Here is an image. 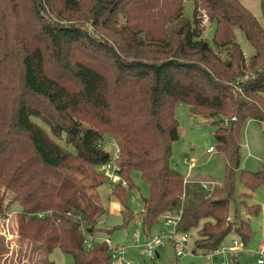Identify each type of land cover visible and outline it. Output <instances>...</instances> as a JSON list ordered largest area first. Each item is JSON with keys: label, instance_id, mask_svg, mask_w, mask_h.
<instances>
[{"label": "trees", "instance_id": "trees-1", "mask_svg": "<svg viewBox=\"0 0 264 264\" xmlns=\"http://www.w3.org/2000/svg\"><path fill=\"white\" fill-rule=\"evenodd\" d=\"M184 1L0 0V216L20 205L19 240L45 255L58 248L69 264L112 263L94 235L103 210L84 191L106 181V136L118 152L110 194L122 206L121 226L132 215L130 173L139 170L149 187L144 233L177 212V232L198 228L192 253L214 251L228 234L250 238L247 220L228 218L236 177L244 214L261 211L246 200L264 185V164L241 169L239 146L247 120L264 131V30L240 0H190V17ZM212 22L210 45L202 32ZM235 29L253 48L247 57ZM183 102L222 121L213 132L225 156L222 185L201 189L169 166Z\"/></svg>", "mask_w": 264, "mask_h": 264}, {"label": "rangeland", "instance_id": "rangeland-1", "mask_svg": "<svg viewBox=\"0 0 264 264\" xmlns=\"http://www.w3.org/2000/svg\"><path fill=\"white\" fill-rule=\"evenodd\" d=\"M240 2L248 8L264 30V0H240ZM184 10L186 16L190 17L193 10L190 0L184 1ZM214 29V22L207 23L202 32V37L210 45H212ZM235 37L243 53L249 56L253 48L239 29H235ZM174 115L178 122L179 138L172 143L169 166L184 179L198 181L200 187L201 183H206L207 187H202L205 190L212 188V184L207 182L222 185L224 183L225 156L215 148L213 133L218 125H222L220 118L196 116L185 102L176 105ZM36 122L51 133L50 128L43 122ZM240 132V168L260 169L264 164V131H262V125L258 121L250 119L245 122ZM57 141L65 145L63 139L58 138ZM209 146L214 147L215 150L208 151ZM65 147L70 151L72 150L71 146ZM103 150L108 152L110 156V160L103 166L109 168L107 174L105 173L106 181L96 189L91 188L90 190L86 187L84 191L90 197L92 195L91 198L103 210L99 217L98 227L94 229V235L97 240L109 239L114 248L122 247L123 252L118 257L122 258L123 264H219L220 262H224V264H258L257 260L260 258L257 253L258 246L264 242V185L255 189L246 200L248 204H258L260 213L257 216L250 215L247 217L242 211L243 207L240 204L239 195L244 191L246 192V189L239 179L235 178V199L230 202L228 219L236 221L245 219L250 223L252 229L250 238L246 242H243L236 234H228L223 239L220 248L234 246L232 240L236 239L238 246L235 251L219 255L211 252L203 254L200 251L192 253L194 241L198 236V228H193L186 233L188 234L186 244L190 254L176 256L173 245L164 240L163 244L153 249L154 257L151 258L147 256L144 244L150 237L156 236L162 231L167 232L169 229L165 226L162 217L149 233H144L141 229V211L144 199L149 194V187L147 182L142 179L139 170L130 173L134 187L129 189L128 207L132 215L121 226L124 222L120 213L122 206L110 194L112 186L119 180L118 173H116L118 168L113 161L117 151L114 142L107 136L103 142ZM81 183L87 185L85 181ZM206 194L211 197L210 192ZM20 210V205L13 202L8 209V215L0 217V264H46V261H52L54 264H69L72 261L71 255L60 251L58 248L45 255L41 245L19 240L16 213ZM136 234H138L137 242H135ZM182 235V233L176 232L174 238L180 239ZM112 262L119 264L117 258H112Z\"/></svg>", "mask_w": 264, "mask_h": 264}, {"label": "built area", "instance_id": "built-area-1", "mask_svg": "<svg viewBox=\"0 0 264 264\" xmlns=\"http://www.w3.org/2000/svg\"><path fill=\"white\" fill-rule=\"evenodd\" d=\"M202 20L203 22H206L207 17L205 14L202 15ZM248 55H244V57H247ZM238 90H240L237 87ZM209 151H213L214 149L212 147L208 148ZM115 157H118V152L116 153ZM103 171L104 173L107 174V172L109 171L108 167H103ZM111 176V174H110ZM208 184H212L211 186L213 187L214 184L213 182H207ZM202 187H207L206 183H201V188ZM38 216L40 217L41 214H38ZM1 217V216H0ZM179 213L177 212H171V213H166L162 216L163 220H164V224L165 226L169 229L167 232L162 231L161 233H159L156 236L150 237L148 239V241L144 244V248H145V252L147 254V256L153 258L154 257V253H153V249L156 248V246L158 247L159 245L163 244L164 240L169 241L174 249H175V253L176 256H181V255H187L190 254V252L188 251V247H187V238H188V234L186 233H182V237L180 239H175L174 235L177 232V228L176 225L179 221ZM104 245L107 247V250L111 252V256L112 258H117V262H119V264H123L122 262V258L118 257L119 255L122 254L123 250L122 247L121 248H114L113 246H111V242L109 239L104 238L102 239ZM138 241V234L135 235V242ZM232 243L234 246L228 247V248H217L214 251H212V254L215 255H219V254H224V253H231L233 251H235V249L238 246V243L235 240H232ZM89 242L86 243L87 246H89ZM258 255L260 256V258L257 260L258 264H264V242L259 244L258 246V250H257ZM112 262V259H111ZM113 264V262L111 263ZM219 264H224V262H220Z\"/></svg>", "mask_w": 264, "mask_h": 264}, {"label": "crops", "instance_id": "crops-1", "mask_svg": "<svg viewBox=\"0 0 264 264\" xmlns=\"http://www.w3.org/2000/svg\"><path fill=\"white\" fill-rule=\"evenodd\" d=\"M252 120H253V119H252ZM256 121H257V120H256ZM259 123H260V122H259ZM260 124H261V123H260ZM209 147H210V146H209ZM209 147H208V148H209ZM208 148H207V150L209 151ZM213 151H214V150H213ZM185 180H187V181H191V179H188V178H185ZM192 181H195V180H192ZM196 182H198V181H196ZM198 183H199V182H198ZM251 194H252V192H251ZM251 194H250V195H251Z\"/></svg>", "mask_w": 264, "mask_h": 264}, {"label": "water", "instance_id": "water-1", "mask_svg": "<svg viewBox=\"0 0 264 264\" xmlns=\"http://www.w3.org/2000/svg\"><path fill=\"white\" fill-rule=\"evenodd\" d=\"M72 132L74 133V130L72 129ZM116 173H119V170H116Z\"/></svg>", "mask_w": 264, "mask_h": 264}]
</instances>
